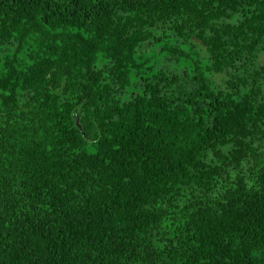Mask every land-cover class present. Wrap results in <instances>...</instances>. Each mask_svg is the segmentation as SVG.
Listing matches in <instances>:
<instances>
[{
    "label": "trees",
    "instance_id": "1",
    "mask_svg": "<svg viewBox=\"0 0 264 264\" xmlns=\"http://www.w3.org/2000/svg\"><path fill=\"white\" fill-rule=\"evenodd\" d=\"M264 0H0V264H264Z\"/></svg>",
    "mask_w": 264,
    "mask_h": 264
},
{
    "label": "rangeland",
    "instance_id": "2",
    "mask_svg": "<svg viewBox=\"0 0 264 264\" xmlns=\"http://www.w3.org/2000/svg\"><path fill=\"white\" fill-rule=\"evenodd\" d=\"M262 60H264V56L262 57Z\"/></svg>",
    "mask_w": 264,
    "mask_h": 264
}]
</instances>
